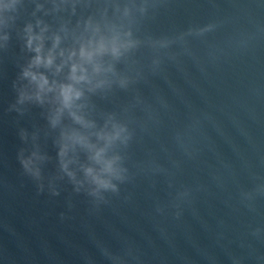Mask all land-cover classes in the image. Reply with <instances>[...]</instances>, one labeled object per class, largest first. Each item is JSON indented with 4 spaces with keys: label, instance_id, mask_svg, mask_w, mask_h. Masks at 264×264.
I'll list each match as a JSON object with an SVG mask.
<instances>
[{
    "label": "water",
    "instance_id": "obj_1",
    "mask_svg": "<svg viewBox=\"0 0 264 264\" xmlns=\"http://www.w3.org/2000/svg\"><path fill=\"white\" fill-rule=\"evenodd\" d=\"M143 2L141 43L117 64L127 85L91 97L93 118L113 113L132 133L125 179L103 199L53 180L58 131L16 104L33 55L24 24L71 28L87 11L24 0L0 30V264H264V0ZM36 145L49 157L40 181L19 160Z\"/></svg>",
    "mask_w": 264,
    "mask_h": 264
},
{
    "label": "clouds",
    "instance_id": "obj_2",
    "mask_svg": "<svg viewBox=\"0 0 264 264\" xmlns=\"http://www.w3.org/2000/svg\"><path fill=\"white\" fill-rule=\"evenodd\" d=\"M23 5L24 0H0V30L16 24ZM61 5L73 16L78 6L87 14L81 11L71 28L68 20L51 32V26L39 18L24 24L25 47L33 55L20 72L16 104L44 109L48 128L58 131L54 143L60 175L53 180L66 176L77 192L85 188L89 195L103 199L106 191L118 192L116 182L125 179L127 169L118 149L127 146L132 133L113 113L106 114L103 123L93 118L91 97L106 94L116 83L127 85L128 78L118 72L117 64L141 43L134 34V11L144 14L146 4L143 0L139 5L135 0H53L55 9ZM43 8L36 2L32 15ZM3 39H9L8 32ZM20 137L26 140L27 131L21 129ZM47 159L38 145L27 156L23 149L19 153L23 170L37 181ZM53 180L49 186L56 195Z\"/></svg>",
    "mask_w": 264,
    "mask_h": 264
}]
</instances>
